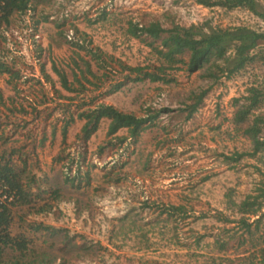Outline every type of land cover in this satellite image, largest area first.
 Instances as JSON below:
<instances>
[{"label":"rangeland","instance_id":"374dc122","mask_svg":"<svg viewBox=\"0 0 264 264\" xmlns=\"http://www.w3.org/2000/svg\"><path fill=\"white\" fill-rule=\"evenodd\" d=\"M30 2L29 12L11 16L6 39L0 35V59L11 68L0 72V152L15 150L17 169L26 170L24 178L36 174L32 190L42 191L51 207L37 211L42 199L14 207L12 234L36 238L37 260L26 255L20 264H214V256L238 259L244 249L258 250L260 240L228 252H215L213 242L237 229L227 193L239 201L264 178V152L236 163L224 159L251 151L230 120L248 77L224 73L214 83L180 63L164 81L109 89L124 79L122 66L159 61L153 46L160 39L151 46L150 36L131 35L129 21L170 27L211 18L221 26L261 28V19L196 0ZM178 57L187 61L186 54ZM209 86L188 118L191 91ZM101 103L155 117L134 137L126 128L107 134L109 120L102 119L85 143L75 144L84 122L78 114ZM169 205L182 206L184 215L161 213ZM14 258L9 251L4 260L13 264Z\"/></svg>","mask_w":264,"mask_h":264},{"label":"trees","instance_id":"16d2710c","mask_svg":"<svg viewBox=\"0 0 264 264\" xmlns=\"http://www.w3.org/2000/svg\"><path fill=\"white\" fill-rule=\"evenodd\" d=\"M31 0H0V35L6 39L3 32L11 24V16L14 13H26L31 9ZM199 4L211 8L231 11L235 9H246L257 15L264 21V1L261 0H196ZM38 23V20L37 22ZM127 31L135 36H150L153 40L160 39V44L153 46L159 55L158 63L136 66H122L127 71L121 82L112 85L109 92L119 90L130 81H143L148 79L151 82L164 81L168 72L172 69H179L178 64L187 65L189 72L202 70L201 77L214 79L217 82L224 73L227 75L247 76L244 93L235 98L234 110L231 116V123L235 130L240 131L251 143L250 152H234L232 155H224L229 164L239 162L244 156H255L264 152V26L263 28L245 26H221L215 23L214 19H208L201 24L183 26L173 23L170 27H164L161 22L154 21L142 24L129 21ZM5 27L3 28V26ZM186 54L187 61L179 55ZM223 60L224 65L219 64ZM208 64L207 66L205 64ZM215 67V69H214ZM11 71V68L0 59V72ZM58 71V70H56ZM62 77V85L71 89L66 78ZM246 77V78H247ZM211 86L202 89L198 94L191 91L189 99L194 103L187 104L188 118L198 109L204 96ZM84 103V102H83ZM167 110V109H165ZM153 116H137L119 110L113 105L101 103L95 108L82 110L78 118L84 120L80 130L76 133L75 144L85 143L89 137L98 129L102 119H107V134H115L119 129L126 128L129 136H137L143 126L154 119ZM68 123V121H67ZM67 129L63 131L66 136ZM124 140L123 138H121ZM15 150L0 152V186H6L7 190L14 195V201L9 204L0 205V264H11L4 260L6 254L14 253L13 264H20L26 255L32 258L31 262L37 260L36 249L33 244L36 241L34 236H29L25 231L12 234L14 224L15 206L37 205L39 200L44 204L38 207L39 212L50 209L51 204L46 202L42 191H33L38 182L36 174H30L24 178L25 169H17V164L12 160ZM264 175V172H263ZM72 178L71 180H74ZM67 181V180H66ZM39 186V184H38ZM60 189L55 188L52 192L56 199ZM227 205L238 215L237 229L226 237H216L215 247L220 252H228L230 249H239L247 244L249 240H260L259 249L254 252L243 251V255L237 258L221 255L212 258L214 264H264V178L253 193H248L243 199L237 201L233 194L227 193ZM37 199V200H36ZM161 213L175 216L177 213L184 215L182 206H162ZM257 216V218H254ZM254 218V219H253ZM226 221L229 218H225ZM22 219H20L21 221ZM30 227H32L31 224ZM40 224L35 229H39ZM33 228V227H32ZM28 230V229H27ZM226 232H228L226 230ZM16 253V254H15ZM28 253V254H27ZM237 259V260H236ZM41 262H45L40 259ZM47 261V260H46Z\"/></svg>","mask_w":264,"mask_h":264},{"label":"built area","instance_id":"2783aa9c","mask_svg":"<svg viewBox=\"0 0 264 264\" xmlns=\"http://www.w3.org/2000/svg\"><path fill=\"white\" fill-rule=\"evenodd\" d=\"M260 21L262 23L261 27L263 28L264 21L262 19ZM13 201H14V195L11 194L7 190V187L6 186H3V187L0 186V205H2V204H9V203H12Z\"/></svg>","mask_w":264,"mask_h":264},{"label":"crops","instance_id":"0c3cea01","mask_svg":"<svg viewBox=\"0 0 264 264\" xmlns=\"http://www.w3.org/2000/svg\"><path fill=\"white\" fill-rule=\"evenodd\" d=\"M96 131H97V130H96ZM76 133H77V132H76ZM76 133H75V135H76ZM94 133H95V132H94ZM92 135H93V134H92ZM213 242H214V240H213ZM213 242H212V243H213ZM212 243H211V244H212ZM214 246H215V245H214ZM239 248H240V247H239ZM215 252H219V251H218L217 249H215Z\"/></svg>","mask_w":264,"mask_h":264}]
</instances>
